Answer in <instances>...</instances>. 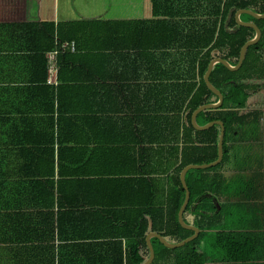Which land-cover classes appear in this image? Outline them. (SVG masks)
Wrapping results in <instances>:
<instances>
[{"label": "crops", "instance_id": "1", "mask_svg": "<svg viewBox=\"0 0 264 264\" xmlns=\"http://www.w3.org/2000/svg\"><path fill=\"white\" fill-rule=\"evenodd\" d=\"M83 1L0 0V264H115L128 241L112 238V226L164 206L194 140L188 54L163 44L171 27L138 23L141 0ZM82 21L101 23L80 27L63 81L47 84L30 49L43 32L29 24ZM248 109L263 114L259 132L248 126L224 172L264 189V93ZM63 211L52 242L51 213Z\"/></svg>", "mask_w": 264, "mask_h": 264}, {"label": "trees", "instance_id": "2", "mask_svg": "<svg viewBox=\"0 0 264 264\" xmlns=\"http://www.w3.org/2000/svg\"><path fill=\"white\" fill-rule=\"evenodd\" d=\"M114 1L106 0L105 6ZM135 2L125 0L129 6ZM83 3L99 2L84 0ZM141 3L144 19L138 23L151 25L163 22L169 25L171 28L167 32L172 33V39L163 44L167 43L165 46L168 48L186 51L188 54L186 65L191 73V96L186 107L187 131L194 136V140H191V146L183 154L178 168L170 178V189L164 206L144 205L134 220H126L122 226H112V238L128 241L124 250L119 244L115 258L111 256L115 264H143L149 258L146 244L149 233L158 234L172 244L193 235V231L184 229L178 221V213L185 199L180 174L188 166L208 165L217 161L221 131L218 125L197 131L191 123L192 114L198 108L218 101L217 96L207 88L204 75L210 62L217 58L236 66L241 48L255 37L253 29L236 23L235 14L240 10L264 14V0H141ZM240 18L243 22L255 24L261 31V38L247 49L242 66L237 71H230L222 64L213 67L209 81L221 92L223 103L218 108L199 112L196 119L199 126L215 121L224 124L223 159L216 166L190 169L185 175L190 198L183 220L187 225L199 229V235L178 249H168L158 239H151L155 253L151 264H264V189H260L257 183L246 181L240 171L231 179L224 172L225 167H229L236 159L233 149L235 144L244 143L248 126L251 131L254 128L259 132L263 117L260 110H249L248 107L255 96L261 99L264 93V19H255L247 14H242ZM169 19L175 22L167 21ZM144 20L150 21L143 23ZM89 22L101 23L82 21L29 24L43 32L44 39H31L30 49L40 54L38 58L42 59V68L38 71L43 74L44 82L49 69L46 54L57 53L55 69L57 82L61 83L62 74L71 63L70 60L67 62L71 44L75 45V51H80V38L83 36L80 27ZM57 112L60 113V109ZM60 214L68 217L71 213H59L58 221L54 213H51L52 242L57 235L59 238L61 235ZM187 214L192 215V220L187 221ZM80 219L75 216V220L70 223L76 220L79 223ZM88 237L94 239L93 235ZM34 241L39 242V239Z\"/></svg>", "mask_w": 264, "mask_h": 264}, {"label": "water", "instance_id": "3", "mask_svg": "<svg viewBox=\"0 0 264 264\" xmlns=\"http://www.w3.org/2000/svg\"><path fill=\"white\" fill-rule=\"evenodd\" d=\"M242 14L250 15V16L254 17L255 19H264V14L263 15H259V14H256V13L252 12V11H249V10H240V11H238L235 14L236 23L239 26L248 27V28L253 29L255 31V37L252 40H250L247 43H245L244 46L241 48L240 59H239V61H238L236 66H231L229 63H227L226 61H224L223 59H220V58L214 59L213 61L210 62L209 66H208V69H207V72L204 75V82H205L207 88L215 96H217L218 101L216 103H214V104H209V105H205V106H202V107L198 108L192 114V117H191L192 126L197 131H204V130L212 127L213 125H218L221 128L219 142H218V159H217V161H215L214 163L208 164V165H201V166L191 165V166H188V167L184 168L182 170L181 174H180V181H181V184H182L183 189L185 191V199H184V202H183V204H182V206H181V208L179 210V213H178V221H179V224L181 225V227H183L184 229L193 231V235L191 237H189L188 239L180 242V243L172 244V243H168L162 236H160L158 234L149 233L147 235V237H146V244H147V247H148V250H149V258L143 264H151L153 262V260H154V257H155V253H154V249H153V246H152V243H151V239H153V238L158 239L159 242L164 247H166L168 249H178V248L183 247L187 243L193 241L199 235V229H197V228H195L193 226L187 225L184 222V220H183V214H184V211H185V209H186V207H187V205L189 203V198H190V193H189L188 187H187L186 182H185V175L190 169H204V168H208V167H213V166H216L217 164H219L222 161V159H223V141H224L225 129H224V124L222 122H220V121L211 122V123H209V124H207L205 126H199L197 124L196 118H197V115L199 114V112H201V111H203L205 109L218 108L223 103V96H222L221 92L218 91L216 88H214L212 86V84L210 83V81H209V77H210V74L212 72L213 67L216 64H222L230 71H237L242 66V63L244 61L247 49L250 46L256 44L261 38L260 29L253 23L243 22L241 20V18H240Z\"/></svg>", "mask_w": 264, "mask_h": 264}, {"label": "built area", "instance_id": "4", "mask_svg": "<svg viewBox=\"0 0 264 264\" xmlns=\"http://www.w3.org/2000/svg\"><path fill=\"white\" fill-rule=\"evenodd\" d=\"M57 53H52L49 58V69H48V77L47 84L56 85L57 84V73L55 69V60Z\"/></svg>", "mask_w": 264, "mask_h": 264}]
</instances>
